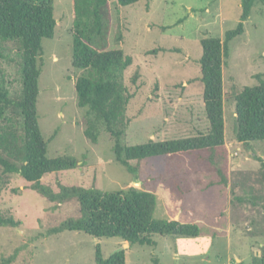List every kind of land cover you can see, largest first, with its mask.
<instances>
[{
    "label": "rangeland",
    "instance_id": "1",
    "mask_svg": "<svg viewBox=\"0 0 264 264\" xmlns=\"http://www.w3.org/2000/svg\"><path fill=\"white\" fill-rule=\"evenodd\" d=\"M240 0H139L119 7L109 1L101 49L120 47L132 57L123 74L131 94L123 142L135 144L205 133L198 57L200 39L224 33L239 21ZM55 34L42 38L38 57L37 120L47 156L78 161L69 171L48 173L41 183L53 193L61 186L102 190L133 186L156 196L153 215L196 223L198 236H153L154 247L128 245L118 237H93L81 231L50 232L79 215L74 198L51 202L18 174L0 167V214L15 225H0V259L12 264H96L126 251V264H261L264 261V140L248 145L235 139L233 95L264 78V3L256 1L244 31L229 42L222 66L224 145L192 154L132 160L135 173L115 162L111 137L98 124V139L84 129L93 117L77 105L74 83L81 71L71 63L72 0H53ZM120 37V38H119ZM0 59L10 97L20 94L18 57L13 44ZM5 123L21 134L11 109ZM4 120L0 119V126ZM0 147V155L6 156ZM56 198H58L56 196ZM162 241V242H161Z\"/></svg>",
    "mask_w": 264,
    "mask_h": 264
},
{
    "label": "trees",
    "instance_id": "2",
    "mask_svg": "<svg viewBox=\"0 0 264 264\" xmlns=\"http://www.w3.org/2000/svg\"><path fill=\"white\" fill-rule=\"evenodd\" d=\"M122 7L139 0H72L71 63L81 71L74 88L77 105L86 108L93 117L84 129V135L92 142L98 139V124L110 135L111 151L115 162L128 172L135 173L132 160L141 161L153 156L192 154L202 150H214L224 145L223 80L222 66L228 57L229 42L244 31L243 22L249 17L256 1L240 0L239 21L224 33L223 39L207 36L200 39L201 54L198 57L199 81L202 86V102L208 128L205 133L171 139L126 144L123 136L130 118L126 115L131 98L123 74L132 64V57L120 47L99 48L105 39V21L108 2ZM53 0H0V59L7 58L13 44L19 59L20 94L13 100L0 69V147L6 156L0 155V167L6 174H18L33 189L51 202L74 198L79 215L68 218L50 232L81 231L93 237H118L128 245L154 247L153 236H198L196 223L180 222L174 218H157L153 215L156 196L153 192L129 186L125 189L102 190L97 187L61 186L53 193L41 179L48 173L74 169L78 161L67 155L49 157L37 120L36 101L40 67L38 57L42 53V38L55 34ZM120 38V37H119ZM235 101V139L249 144L264 140V78L258 83L243 86L233 95ZM19 116L21 134L13 132L5 123L9 110ZM56 196L58 198H56ZM15 225L0 214V225ZM162 242V241H161ZM96 264H126V251L122 247L103 257L96 246ZM153 264H161L158 257ZM0 264H12L11 257L0 259ZM261 264H264L262 261Z\"/></svg>",
    "mask_w": 264,
    "mask_h": 264
}]
</instances>
